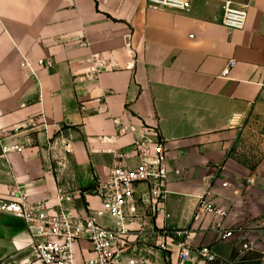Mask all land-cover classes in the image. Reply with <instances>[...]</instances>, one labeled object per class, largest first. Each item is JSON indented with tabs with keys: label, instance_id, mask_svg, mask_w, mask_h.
Instances as JSON below:
<instances>
[{
	"label": "crops",
	"instance_id": "obj_1",
	"mask_svg": "<svg viewBox=\"0 0 264 264\" xmlns=\"http://www.w3.org/2000/svg\"><path fill=\"white\" fill-rule=\"evenodd\" d=\"M226 4L247 8L243 30L223 25ZM136 143L167 149L170 218L140 202L122 264H178L179 239L163 228L189 230L192 249L224 261L241 239L264 240V0H191L189 11L0 0V201L18 190L52 211L61 197L66 210L99 211L96 185L122 154L139 164ZM202 197L223 215L194 223ZM218 224L236 236L222 240ZM0 264H42L24 221L3 213Z\"/></svg>",
	"mask_w": 264,
	"mask_h": 264
},
{
	"label": "built area",
	"instance_id": "obj_2",
	"mask_svg": "<svg viewBox=\"0 0 264 264\" xmlns=\"http://www.w3.org/2000/svg\"><path fill=\"white\" fill-rule=\"evenodd\" d=\"M150 8L189 11L191 0H145ZM247 8H236L232 4L224 7L223 25L230 30H243L247 22ZM48 68L52 62H40ZM234 66L232 62L224 75ZM13 150L22 151L14 147ZM131 155L138 159L136 167L129 165L131 157L122 154L108 167L104 180H100L94 189V195L101 201V210L81 215L62 207L60 198L58 210L52 211L45 204L32 202L16 190L12 201H0V213L14 216L27 226L33 242L34 258L42 264H122L120 256L128 247L130 216L137 212L140 202L156 218H170L167 207L168 191V153L164 144L158 145L153 153L148 146L136 143L131 148ZM146 186V191L139 194L138 188ZM223 215L221 211L211 208L205 197H202L196 209L194 223L200 221L203 214ZM110 219L115 227H106L100 220ZM264 229V222H263ZM170 240L179 239L180 260L178 264H238L246 254L253 252L255 245L246 241L238 250V255L224 261L208 246L192 249L190 231L170 232L162 229ZM217 231L221 239L228 241L237 232L225 231L218 224ZM242 232V230H238ZM83 244L89 245L88 255L81 262L77 258V249L84 252ZM129 264H135L130 262Z\"/></svg>",
	"mask_w": 264,
	"mask_h": 264
},
{
	"label": "rangeland",
	"instance_id": "obj_3",
	"mask_svg": "<svg viewBox=\"0 0 264 264\" xmlns=\"http://www.w3.org/2000/svg\"><path fill=\"white\" fill-rule=\"evenodd\" d=\"M246 241H248L247 238L241 239L240 240L241 244L239 243L240 246H242ZM252 242L255 245L254 251L246 254L238 264H264V240L257 239L256 242L254 241ZM259 243H261V247H257ZM237 253H238V249L235 255H232L228 260H233L238 255Z\"/></svg>",
	"mask_w": 264,
	"mask_h": 264
}]
</instances>
